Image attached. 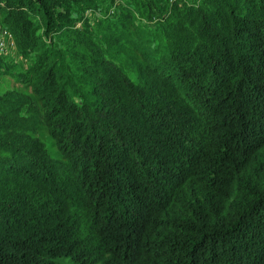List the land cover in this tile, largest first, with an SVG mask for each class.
Here are the masks:
<instances>
[{"label":"trees","instance_id":"trees-1","mask_svg":"<svg viewBox=\"0 0 264 264\" xmlns=\"http://www.w3.org/2000/svg\"><path fill=\"white\" fill-rule=\"evenodd\" d=\"M115 1L0 0V264H264V0Z\"/></svg>","mask_w":264,"mask_h":264},{"label":"rangeland","instance_id":"rangeland-1","mask_svg":"<svg viewBox=\"0 0 264 264\" xmlns=\"http://www.w3.org/2000/svg\"><path fill=\"white\" fill-rule=\"evenodd\" d=\"M102 2L104 7H110V0H99ZM100 2V3H101ZM120 3L119 0H116L115 3ZM118 4L115 6V8H112L110 12L118 11ZM75 12H81L78 6L74 7L73 9ZM87 17H89L90 21H93L97 18L98 15L92 12H84ZM64 46H67L69 49H74L78 51L80 54L85 53V48L82 47V45L78 44L77 42H63ZM138 53L133 49H124L119 50L116 53V62L119 64L124 71L133 79H137V75L135 70L132 67V61H134L136 58H138ZM3 66L2 69L8 71L7 73L0 74V94L3 93L6 90L15 89L20 92H23L25 94H31L29 86L26 84L17 81L16 73L22 71L25 69L27 62L25 59H23L18 53H9L6 57H4L2 60ZM4 70V71H5ZM39 139H41L44 144L46 145L48 153L52 157H59L60 153L55 146L53 138L50 136L49 133L43 128H40L36 134ZM60 264H74L69 258H62L60 261Z\"/></svg>","mask_w":264,"mask_h":264},{"label":"built area","instance_id":"built-area-1","mask_svg":"<svg viewBox=\"0 0 264 264\" xmlns=\"http://www.w3.org/2000/svg\"><path fill=\"white\" fill-rule=\"evenodd\" d=\"M15 49L14 41L10 32L0 24V57L12 53Z\"/></svg>","mask_w":264,"mask_h":264}]
</instances>
